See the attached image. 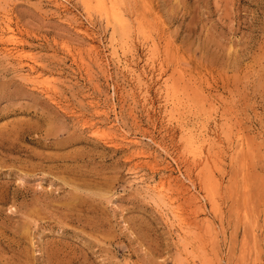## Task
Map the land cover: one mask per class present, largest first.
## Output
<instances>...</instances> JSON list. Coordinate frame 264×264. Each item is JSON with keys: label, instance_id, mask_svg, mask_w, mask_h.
I'll list each match as a JSON object with an SVG mask.
<instances>
[{"label": "rangeland", "instance_id": "374dc122", "mask_svg": "<svg viewBox=\"0 0 264 264\" xmlns=\"http://www.w3.org/2000/svg\"><path fill=\"white\" fill-rule=\"evenodd\" d=\"M0 264H264V0H0Z\"/></svg>", "mask_w": 264, "mask_h": 264}]
</instances>
